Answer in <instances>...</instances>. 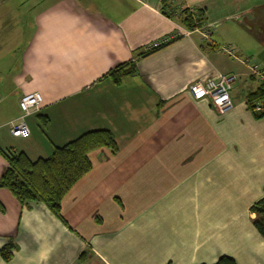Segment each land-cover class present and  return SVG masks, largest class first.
Returning <instances> with one entry per match:
<instances>
[{
	"label": "crops",
	"instance_id": "obj_1",
	"mask_svg": "<svg viewBox=\"0 0 264 264\" xmlns=\"http://www.w3.org/2000/svg\"><path fill=\"white\" fill-rule=\"evenodd\" d=\"M177 7L202 11L211 41L194 32L147 50L188 27ZM128 63L135 72L115 83ZM215 71L238 75L223 114L189 88ZM262 82L264 0H0V177L11 149L35 161L95 129L119 146L90 153L60 216L0 188V250L17 244L0 264H264L251 210L264 198V117L247 102ZM34 91L30 135L14 136Z\"/></svg>",
	"mask_w": 264,
	"mask_h": 264
},
{
	"label": "trees",
	"instance_id": "obj_2",
	"mask_svg": "<svg viewBox=\"0 0 264 264\" xmlns=\"http://www.w3.org/2000/svg\"><path fill=\"white\" fill-rule=\"evenodd\" d=\"M182 14L186 26L191 28L196 25L194 16L188 14L187 8L183 9ZM195 14L204 21L202 11L196 10ZM135 70L133 63L121 64L111 70V76L115 83H120L124 76L134 73ZM247 102L256 117H264V106L260 111H255L256 103H264V82L248 94ZM104 147L110 148L114 154L119 150L115 135L109 129L84 132L77 138L56 146L48 157L35 161L23 151L8 150L4 153L9 163L0 177V188H8L21 203L28 206L34 202H43L55 215L60 216L63 198L93 168L90 153ZM0 206L3 207L1 203ZM251 210L257 215L254 219L255 226L264 235V198L254 203ZM16 248L14 241L4 244L0 250L3 259L9 261ZM214 264L238 263L234 257L223 255Z\"/></svg>",
	"mask_w": 264,
	"mask_h": 264
},
{
	"label": "built area",
	"instance_id": "obj_3",
	"mask_svg": "<svg viewBox=\"0 0 264 264\" xmlns=\"http://www.w3.org/2000/svg\"><path fill=\"white\" fill-rule=\"evenodd\" d=\"M185 9L184 7H177L172 10V16H181V11ZM188 14L194 16V27H182L180 31L173 33L170 37L159 39L151 42L147 45V50H153L159 48L169 40L175 39L179 36H190L194 32H199L203 39L206 41H211L213 35L212 24L207 21H201L198 14H195L196 10L194 8H187ZM224 52H226L232 58H240L237 49L232 45H221L220 47ZM241 59V58H240ZM253 74L262 75L259 64L250 59H244ZM238 79L236 73H227L223 71H215L206 80H198L190 85V91L197 99L206 97L209 99L211 104L218 110L219 113H225L226 111L234 107V102L231 96V91ZM43 103V96L40 92L34 91L26 93L20 101V106L23 111V115L20 120L16 123L11 124L12 134L18 137H27L30 135V128L25 120V116L33 113L34 111L41 108ZM264 103L258 102L255 104V111H260Z\"/></svg>",
	"mask_w": 264,
	"mask_h": 264
},
{
	"label": "rangeland",
	"instance_id": "obj_4",
	"mask_svg": "<svg viewBox=\"0 0 264 264\" xmlns=\"http://www.w3.org/2000/svg\"><path fill=\"white\" fill-rule=\"evenodd\" d=\"M174 18V17H173ZM22 113H23V111H22ZM40 124H43V121H40ZM45 125V124H44ZM39 129V128H38ZM40 130V129H39ZM39 132H42L41 130L39 131Z\"/></svg>",
	"mask_w": 264,
	"mask_h": 264
}]
</instances>
